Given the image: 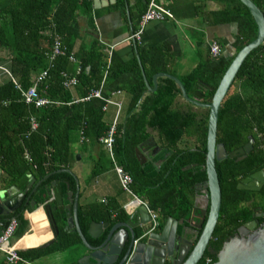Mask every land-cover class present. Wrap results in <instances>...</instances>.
I'll use <instances>...</instances> for the list:
<instances>
[{
    "label": "trees",
    "instance_id": "1",
    "mask_svg": "<svg viewBox=\"0 0 264 264\" xmlns=\"http://www.w3.org/2000/svg\"><path fill=\"white\" fill-rule=\"evenodd\" d=\"M149 1L139 0L141 15ZM209 1L218 3L220 8L205 11V6L197 5L195 14L212 26L236 25L237 33L231 44L217 41L222 50L219 56H203L191 71L179 78L187 94L202 93L204 103L211 102L235 55L257 36L254 19L239 0ZM251 1L264 15V0ZM120 5L122 2L118 1L116 6ZM170 10L180 18L173 7ZM91 12L92 0H0V67L11 75L9 77L0 70L4 75L0 80V171L3 181L6 180L7 186L14 185L24 191L32 178V187L26 193L30 195L37 182L44 178L31 195L36 205L51 197L55 180L59 181L63 195L67 190L74 192V177L55 172L72 168L76 158L72 148L75 143L88 149L91 180L114 170L113 162L100 142L114 121L108 119L103 107L112 94L124 92L130 96V103L126 110L119 111L116 120L114 162L131 176L132 193L157 215L159 227L156 232H160L166 220L171 218L177 221L176 233L182 237L185 230L192 228V222H199L194 195L195 187L207 180L204 168L208 110L200 112L190 108L184 112L176 108L175 100L180 90L167 78L160 79L155 92H146L136 58L125 61L113 51L106 67L107 58L98 39L82 36V17L88 27L94 29ZM57 39L63 54L51 61L49 56ZM79 41L82 44L75 50ZM137 48L149 83L154 74L169 72L168 48L163 45L145 50ZM71 55L74 62L69 60ZM43 71L48 76L35 87L40 97L53 104L37 109L24 103L14 82L28 90ZM66 76L76 78L74 87H63ZM98 89L101 98L80 101ZM31 118L37 123L35 130L30 127ZM153 132L157 133V146L161 150L147 159L140 154L139 148L148 143ZM250 139L252 150L243 159L227 158L215 163L221 206L212 237L197 264L215 261L223 243L237 235L245 224L251 221L264 224V184L259 190L239 188L243 180L264 169V42L241 65L218 111L216 143L228 154L243 148ZM31 166L40 178H36ZM20 210L8 215L18 223L11 245L27 231V221ZM207 212L208 209L199 222L202 227ZM52 215L58 229L55 242L41 250L18 251L21 257L46 264L44 258L50 254L74 245L83 247L76 232H67L65 212L60 208ZM126 218L125 211L114 198L78 207L80 228L94 247L103 242L105 235L91 239L87 233L92 222L108 223L110 228ZM191 230L194 234L189 240L194 245L201 230ZM2 231L0 227V234ZM0 264H5L4 257L0 258Z\"/></svg>",
    "mask_w": 264,
    "mask_h": 264
},
{
    "label": "crops",
    "instance_id": "2",
    "mask_svg": "<svg viewBox=\"0 0 264 264\" xmlns=\"http://www.w3.org/2000/svg\"><path fill=\"white\" fill-rule=\"evenodd\" d=\"M118 1H121L122 5L116 6ZM156 1L160 5L164 6L169 10L170 7H173L174 10L176 11V14H178L180 18L175 17V14L170 10L174 16V20L147 23V25L144 27L140 43L134 41L135 42L134 44L132 43L128 44L127 41L130 40L131 36L138 30V23L140 20L141 10H142L141 5L138 4L139 0H92L93 12H91V14L94 19V29L89 28L86 19L82 17L80 19L82 26V36L89 35L93 37L90 31L91 30L97 31V35H99L98 41L100 42L101 50L104 52L107 58L106 67L109 66L110 56L113 51H115L125 61L130 60L132 58H136L139 63L140 59H139V51L137 47H140L142 50H145L157 45H163L169 50L168 53L170 58L169 66H168L169 72L167 73L160 72V73L171 75L175 77L177 80H179L180 77L191 71V69H193L199 63V61L202 59L203 56H206L208 54L210 55V45L213 42L217 43V41H221L224 44H231L234 36L237 33L236 25L212 26L207 24L199 14H195L194 7L197 5L205 6V11H207L211 9L220 8V5L218 3H214L209 0H156ZM122 40L123 42H120L121 44L119 45L118 42ZM81 44L82 43L80 41L77 42L75 46V50H78ZM116 45L118 46L116 47ZM133 46L134 49L132 48ZM139 65L140 67H142L141 62L139 63ZM156 74L152 76L151 83L147 81L152 89L151 91H149L146 88V92L148 93L155 92L160 84V79L167 78L165 76L158 77L154 83L153 77ZM3 77L4 75L2 74V72H0V80ZM187 96L189 99L196 98V94L193 96H189L187 94ZM110 100L119 103L120 110L122 109L123 112L129 106L130 96L127 93L119 91L112 94V98H110ZM198 100L200 103L205 104L202 101V97ZM175 107L180 108L184 112H188L190 108L192 109V111H200V112L204 110H208L206 108L197 107L196 105H193L191 102H189L182 96L181 91L179 96L175 100ZM106 111L109 120H114L118 113L117 107L114 105H109ZM157 142H158L157 133L153 132L152 137L150 138L148 143L140 146L139 148L140 154L146 157L147 159H151L152 156H155L161 150V148L157 146ZM154 146L156 149H154ZM88 153H89L88 149L83 148L82 146L79 150L75 151V157L78 155L79 158L78 159L75 158V163L72 165V168L69 170L75 179V185H76L75 191L73 192L71 190L69 191L67 190L64 195L62 194V205L60 207L58 206L56 208L57 204L53 198L52 193H51V197L42 204L36 205L35 202L31 200V195L33 191L44 180V178L40 179L37 182L36 186L33 188V191L31 192L30 195H26L27 192L25 193V198L30 197L29 202H26V200L24 199L16 211L21 209L19 213L22 215L23 219L27 221L28 227L26 233L13 244L18 251L41 250L51 246L55 242L57 237H54L53 230L48 221L47 211L45 209L47 206L51 209L56 208L53 211H56L57 209L61 208L65 212L67 219H69L75 203L77 205V217H78V207L80 205L101 203V202H105L107 199L110 198H114L117 200L120 207L125 211L127 218L124 221L114 224L110 228H109V224L106 223L108 224V226L103 230V233L100 237L105 235L104 237L105 239L108 233L111 231V229L115 227V231H116L115 242L122 245L124 240V234L125 232L127 233V231L130 230V228L128 226L127 228H123L121 227V224L127 221L131 211L134 210L133 209L135 207L134 198L131 195H129L127 192L122 190L114 170H109L107 172H104L103 174L96 177L94 180H91L89 176L92 169V164ZM32 182L33 180L31 178V183ZM6 184H7L6 180L3 181V174L0 171V188L8 189L10 187H15L14 185L7 186ZM202 184H198L195 187V195H194L195 209L199 211V215L198 216L196 215V219L198 218L197 220L199 222L202 220L204 216L202 212V209L204 207L203 205L204 197L202 196V193L204 192L205 189L204 187L201 186ZM15 188L18 190L16 194L24 193L26 190L25 189L24 191H22L18 187ZM51 203H54V205H52ZM28 206H30V208H27ZM53 211L51 212V214L53 213ZM1 218L2 220L0 221V224H2L4 220L8 221V219H11L8 218V216H2ZM135 220L136 219H133V222H135ZM199 222L197 223L192 222L190 224V226L192 227L191 229L197 230L195 229V226L200 225ZM92 223H104V222H92ZM66 226H67V222H66ZM191 229L185 230L182 235V238L190 241L189 236H192L194 234V231ZM66 230L68 233L76 232V230L73 228L70 229L66 227ZM134 230L138 231V228ZM127 243L128 241L126 242V244ZM83 247L86 249L84 245ZM83 247L79 245L71 246L65 251L50 254L49 256L44 258V261L46 264H71V263L94 264V262L88 260L87 257L91 251L86 249L88 250V252H86ZM1 257H4V255L1 254L0 258Z\"/></svg>",
    "mask_w": 264,
    "mask_h": 264
},
{
    "label": "water",
    "instance_id": "3",
    "mask_svg": "<svg viewBox=\"0 0 264 264\" xmlns=\"http://www.w3.org/2000/svg\"><path fill=\"white\" fill-rule=\"evenodd\" d=\"M239 1L249 10L252 18L254 19L257 27V36L252 42L244 46L235 55L220 80L210 103L203 104L199 102L198 99L202 97V93L200 92L196 93V98L189 99L183 84L171 75L159 73L153 77L154 83L158 77L162 76L171 79L176 83L182 96L186 100L197 107L209 110L204 168L207 180L201 185L205 189L202 193V196L204 197V207L202 212L205 214L207 209L208 212L204 226H195V229L201 230L197 242L193 245L192 242L177 235L176 229L178 223L176 220L171 218L166 220L160 232L149 233L148 231L151 219L148 209L144 205L138 204L135 201L134 210L131 211L127 221L121 224V227L123 228H127V226L130 228V230L124 234L122 245L115 242L116 231L115 227H113L103 242L99 246L94 247L88 243L79 226L77 205L75 203L71 216L67 219V228H73L76 230L83 245L86 249L91 251L87 257L88 260L93 261L94 264H165L166 260L170 263L175 262L176 264H197L203 257L217 224L221 206V189L215 163L216 161L220 162L227 158H236L237 160H241L252 150L253 144L252 139H250V141L243 148L228 154L222 145L216 143L217 119L221 102L228 93L230 86L232 85L247 56L264 42L263 13L251 0ZM90 32L93 37L96 39L99 38L96 30H91ZM130 40L127 41L128 44L135 43L134 40L133 42L132 39ZM120 42H123V40L118 42L119 45L121 44ZM117 46L118 45H116V47ZM132 48L134 49V46ZM141 71L146 88L151 91L152 89L146 80L142 67ZM201 85L209 90H212V88L208 87L204 83H201ZM154 149H156L155 146ZM78 158L79 156L77 155L76 159ZM31 170L34 174H36V178H39V175H37L34 167L31 166ZM58 172H65L72 175V173L67 169L59 170L55 173ZM263 184L264 169L243 180L239 188L245 190H259ZM31 186L32 183L28 185L24 193L20 194H16L18 190L15 187H10L8 189L0 188V217L8 216L10 213L15 212L24 199L26 202H29L30 197L25 198V193ZM51 193L56 201V208L58 206L60 207L62 205V193L58 180L52 182ZM56 208L51 209L48 206L45 208L54 237L58 236V229L51 212ZM133 219H136L135 222H133ZM6 224L7 221L4 220L0 225L2 228H5ZM107 226L108 224L106 223H91L88 235L92 239L96 240L102 235L103 230ZM136 228H138V231L134 230ZM127 241L128 243L126 244ZM209 264H264V224L258 225L256 221H251L239 228L237 235L223 243L217 254V259Z\"/></svg>",
    "mask_w": 264,
    "mask_h": 264
},
{
    "label": "built area",
    "instance_id": "4",
    "mask_svg": "<svg viewBox=\"0 0 264 264\" xmlns=\"http://www.w3.org/2000/svg\"><path fill=\"white\" fill-rule=\"evenodd\" d=\"M174 20V16L172 12L165 8L164 6L160 5L156 0H150L147 6L146 11L140 16V20L138 23V30L131 36V39L134 40L137 43H140L141 41V36L144 30V27L147 25L149 22H162V21H170ZM221 47L216 43L213 42L210 45V55L212 57H217L221 54ZM63 54V47L59 40H55L54 44L52 46V50L50 53V60H54L57 56ZM69 60L74 62L75 59L73 55L69 57ZM0 70L5 72L6 74L11 76L7 70L4 68L0 67ZM79 71V69L77 70ZM48 74L46 71H43L41 74L35 77L34 82L35 85L30 87L28 90H23L20 88L19 85H17L15 82L14 84L16 85V88L20 91L21 97L26 105H32L34 108L40 109L43 108L47 105L53 104L52 101L40 97L37 89H36V84L37 83H42L46 78ZM65 76V75H64ZM77 83V80L75 77H67L63 82V87L66 89H70L74 87ZM103 82L101 83L102 88ZM91 98H101V92L100 89L94 90L89 93V95L83 99H80V101H87ZM106 106L103 107V111H106L107 107L109 105H114L117 107L118 113L120 111V104L116 103L110 99H106ZM118 113L107 131L106 135L100 139V142L104 145V148L107 150L110 159L113 162L114 166V172L117 176L118 182L122 188L123 191L127 192L129 195H131L134 198V201H136L138 204L144 205L149 212L150 215V228H149V233L150 232H156L157 228L159 227V222H158V217L157 215L150 211L147 204L144 203L142 200L137 198L131 191L130 185L132 183L131 176L127 174L122 167L118 166L114 162L113 154H112V149H113V144H114V134H115V124L116 120L118 117ZM30 127L31 130H35L37 128V123L33 118L30 119ZM18 223L15 218L8 219L7 224L5 228H3L2 233L0 234V255H4L5 259V264H36L35 262L29 261L23 257H21L18 253V250L14 247V245H11V238L16 230ZM209 262V260H207Z\"/></svg>",
    "mask_w": 264,
    "mask_h": 264
},
{
    "label": "rangeland",
    "instance_id": "5",
    "mask_svg": "<svg viewBox=\"0 0 264 264\" xmlns=\"http://www.w3.org/2000/svg\"><path fill=\"white\" fill-rule=\"evenodd\" d=\"M72 148H73V151L75 152V151H77V150H79L81 148V145L75 143V144L72 145Z\"/></svg>",
    "mask_w": 264,
    "mask_h": 264
},
{
    "label": "flooded vegetation",
    "instance_id": "6",
    "mask_svg": "<svg viewBox=\"0 0 264 264\" xmlns=\"http://www.w3.org/2000/svg\"><path fill=\"white\" fill-rule=\"evenodd\" d=\"M168 262V260H166L165 264ZM171 264H176L175 262L171 263Z\"/></svg>",
    "mask_w": 264,
    "mask_h": 264
}]
</instances>
